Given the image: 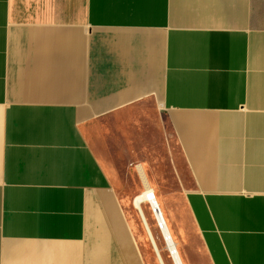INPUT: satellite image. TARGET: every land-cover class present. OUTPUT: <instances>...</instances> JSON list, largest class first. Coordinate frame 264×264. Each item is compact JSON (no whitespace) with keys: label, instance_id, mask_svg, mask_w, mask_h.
I'll list each match as a JSON object with an SVG mask.
<instances>
[{"label":"crops","instance_id":"1","mask_svg":"<svg viewBox=\"0 0 264 264\" xmlns=\"http://www.w3.org/2000/svg\"><path fill=\"white\" fill-rule=\"evenodd\" d=\"M146 187L183 264H264V0H0V264H145Z\"/></svg>","mask_w":264,"mask_h":264},{"label":"rangeland","instance_id":"2","mask_svg":"<svg viewBox=\"0 0 264 264\" xmlns=\"http://www.w3.org/2000/svg\"><path fill=\"white\" fill-rule=\"evenodd\" d=\"M125 211H128L131 213L133 218L135 219L137 230H138V245L139 248L142 250L143 253L146 255L145 264H158L155 253L153 251L152 245L150 243L149 237L146 232V229L144 227L143 221L139 217L137 211L133 208L131 200H128L125 202L123 206ZM144 212L146 214V220L149 226V229L151 230L152 237H154V241L156 243V246L161 253V257L165 264H173L170 252L168 251L166 247V242L164 240V237L162 235V232L157 227L156 221L154 219L153 213L149 206L144 205L143 206ZM143 224V225H142ZM146 232V233H145ZM164 240V241H163ZM144 256V255H143ZM202 257V256H201ZM201 264H206L204 258L201 259Z\"/></svg>","mask_w":264,"mask_h":264},{"label":"bare ground","instance_id":"3","mask_svg":"<svg viewBox=\"0 0 264 264\" xmlns=\"http://www.w3.org/2000/svg\"><path fill=\"white\" fill-rule=\"evenodd\" d=\"M132 202H133V206L136 209L139 217L143 221L144 227H145L146 232H147L146 235H148V237H149L150 243L152 245L156 259L158 261L157 263L158 264H165L161 255H160L161 251L159 252V250L156 246V243L153 239L154 237H152V234L150 232L151 230L149 229V226H148V223L146 220V214H145L144 209H143L144 205L149 206L151 211L156 206L159 208L158 214L160 213V215L162 216V218L165 222V228L163 229L162 234H163L164 240L166 242V247H167L168 251L170 252L173 264H183L181 255H180L179 250L177 248V244L175 243V241L172 237V234L170 233V230H169L167 223H166V219H165L163 210L161 208V205H160L156 195L153 192V189L150 187H146V189L143 192H141V194L134 196Z\"/></svg>","mask_w":264,"mask_h":264},{"label":"built area","instance_id":"4","mask_svg":"<svg viewBox=\"0 0 264 264\" xmlns=\"http://www.w3.org/2000/svg\"><path fill=\"white\" fill-rule=\"evenodd\" d=\"M158 211H159V208L156 206V207L152 210V213H153L154 219H155V221H156L157 227H158L159 230L162 232L163 229L165 228V222H164L162 216L160 215V213L158 214ZM162 235H163V234H162Z\"/></svg>","mask_w":264,"mask_h":264}]
</instances>
